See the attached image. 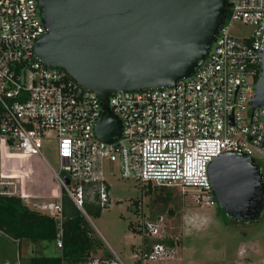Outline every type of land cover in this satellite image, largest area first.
Here are the masks:
<instances>
[{"label":"built area","instance_id":"built-area-1","mask_svg":"<svg viewBox=\"0 0 264 264\" xmlns=\"http://www.w3.org/2000/svg\"><path fill=\"white\" fill-rule=\"evenodd\" d=\"M228 2L227 16L207 56L190 76L169 87L109 94L108 105L121 121V132L108 143L94 133L101 114L97 94L82 88L64 70L43 65L34 54L35 41L46 31L36 0H0V152L7 148L42 158L41 142L52 135L59 170L49 169L79 208L85 187L91 188L87 194L96 195L101 207L108 205L104 161L116 163L123 179L192 188L196 205H215L208 176L215 157L224 152L255 161L264 157V105H250L264 39V0ZM232 21L253 25V32L242 38L231 35ZM38 178L36 174L33 179ZM5 196H17L27 204L34 197L0 169V197ZM30 205L60 227V198ZM157 226L156 221H146L145 234L160 238ZM61 238L58 228L56 248L61 247ZM0 239L15 240L16 246V262L4 258L0 264H18L19 239L1 229ZM151 247L148 258L154 259L165 246L154 242ZM78 264L117 262L93 256Z\"/></svg>","mask_w":264,"mask_h":264},{"label":"water","instance_id":"water-1","mask_svg":"<svg viewBox=\"0 0 264 264\" xmlns=\"http://www.w3.org/2000/svg\"><path fill=\"white\" fill-rule=\"evenodd\" d=\"M36 3L46 31L35 41L34 54L97 94L101 114L94 133L108 143L121 132L109 94L169 87L190 76L207 56L229 6L228 0ZM250 105H264V39ZM208 176L216 206L232 220L252 222L263 214L264 182L254 158L224 152L209 163ZM62 180L69 184L66 175Z\"/></svg>","mask_w":264,"mask_h":264},{"label":"rangeland","instance_id":"rangeland-1","mask_svg":"<svg viewBox=\"0 0 264 264\" xmlns=\"http://www.w3.org/2000/svg\"><path fill=\"white\" fill-rule=\"evenodd\" d=\"M252 32L253 25L240 21H232L229 26V33L237 38L250 36ZM51 136L41 142L42 158L1 148L0 169L17 178L27 195L42 190L51 195L54 185L60 188L49 169L50 166L59 170L56 140ZM255 162L264 172V157ZM102 169L110 201L99 216L89 217L94 235L103 243L92 251L94 257H102L105 248L112 255L106 259L119 264H264V212L252 222H233L217 213L216 205H196L192 188H165L169 200L164 203L158 195L163 196L165 191L158 186L151 184L152 190L146 192L144 183L119 177L116 163L104 161ZM36 174L39 179L34 180ZM150 220L158 223L160 238L145 234L143 225ZM154 242H162L164 252L160 258L159 254L149 259ZM15 248V240L0 239V261L8 257L10 262H16ZM18 248V264H23L32 253V244L21 240ZM40 252L57 254V249L48 245Z\"/></svg>","mask_w":264,"mask_h":264},{"label":"trees","instance_id":"trees-1","mask_svg":"<svg viewBox=\"0 0 264 264\" xmlns=\"http://www.w3.org/2000/svg\"><path fill=\"white\" fill-rule=\"evenodd\" d=\"M61 174L64 175L65 172ZM145 187L146 192L152 190L150 183H146ZM157 188L165 191V194L163 196L159 194L158 198L166 203L169 200V192L165 190L167 187ZM90 189L84 188L85 196L81 209L88 217H96L99 216L102 207L98 204L96 195L90 197L87 194ZM133 203L136 205V201ZM61 207L62 219L59 227L53 217L33 209L19 197H0V229L13 238L32 244V253L23 264H78L92 258V251L103 246L100 238L94 235L91 223L64 190L61 194ZM217 213L225 215L218 206ZM58 228L62 231L60 248L54 246ZM48 245H53L57 249V254L40 252ZM111 256L108 250L102 249L101 258L110 259Z\"/></svg>","mask_w":264,"mask_h":264},{"label":"crops","instance_id":"crops-1","mask_svg":"<svg viewBox=\"0 0 264 264\" xmlns=\"http://www.w3.org/2000/svg\"><path fill=\"white\" fill-rule=\"evenodd\" d=\"M39 179V178H38ZM54 190H53V194H45V192H43V191H41V192H38V191H36L34 194H33V196L34 197H31V198H29L28 200H29V202L30 203H25V204H27L28 206H30L31 207V203L32 202H42V201H48V199H54V200H56V199H58V198H60V200H61V194H62V188L60 187H57V185H54ZM34 209V208H33ZM81 209V208H80ZM82 210V209H81ZM83 211V210H82ZM18 239V238H17ZM7 241V240H6ZM20 241V240H19ZM10 242V241H9ZM19 246V245H18ZM55 246V245H54ZM97 250V249H96ZM93 254V253H92ZM94 256V255H93ZM6 258H8V257H6ZM9 260H10V258H8Z\"/></svg>","mask_w":264,"mask_h":264},{"label":"flooded vegetation","instance_id":"flooded-vegetation-1","mask_svg":"<svg viewBox=\"0 0 264 264\" xmlns=\"http://www.w3.org/2000/svg\"><path fill=\"white\" fill-rule=\"evenodd\" d=\"M262 179H263V182H264V172L262 171ZM216 205V204H215ZM225 216L228 218V219H230L231 221H233V222H240V221H237V220H232L230 217H228L226 214H225ZM243 223H247V222H243Z\"/></svg>","mask_w":264,"mask_h":264}]
</instances>
